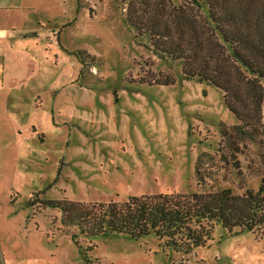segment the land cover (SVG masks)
I'll return each mask as SVG.
<instances>
[{"label":"rangeland","instance_id":"1","mask_svg":"<svg viewBox=\"0 0 264 264\" xmlns=\"http://www.w3.org/2000/svg\"><path fill=\"white\" fill-rule=\"evenodd\" d=\"M122 1L15 0L20 9L5 14L29 35L19 67L15 56L0 63V264H264V238L248 231L214 226L205 247L183 255L153 237L75 239L60 210L44 204L188 193L196 158L217 161L220 124H236L219 90L162 85L171 73L138 46ZM143 1L157 16L161 2L184 0ZM262 114L264 123V105ZM258 153L264 146L238 156L254 191L264 175ZM223 169L222 186L241 194L244 184Z\"/></svg>","mask_w":264,"mask_h":264},{"label":"trees","instance_id":"2","mask_svg":"<svg viewBox=\"0 0 264 264\" xmlns=\"http://www.w3.org/2000/svg\"><path fill=\"white\" fill-rule=\"evenodd\" d=\"M133 1H122L127 23L138 46L171 73L164 75L162 85L184 79L219 90L236 124H220L217 161L206 153L196 158V188L188 193L44 204L60 210L75 239L91 241L104 233L132 240L153 237L165 248L189 255L205 247L214 226L228 234L248 231L264 238V175L258 174L257 190L245 188L238 159L250 147L264 146V0H184L168 9L161 2L157 16L149 15L145 1L138 6ZM162 76L158 73L155 78ZM257 156L264 159L263 153ZM227 167L238 185L244 184L241 194L222 186L227 179L221 172Z\"/></svg>","mask_w":264,"mask_h":264},{"label":"crops","instance_id":"3","mask_svg":"<svg viewBox=\"0 0 264 264\" xmlns=\"http://www.w3.org/2000/svg\"><path fill=\"white\" fill-rule=\"evenodd\" d=\"M22 6L21 2L15 0H0V63L4 67L7 60L17 57L18 67L25 61V48L22 43L27 39L29 30L22 26L19 21L12 23L7 21V15L12 11H17Z\"/></svg>","mask_w":264,"mask_h":264}]
</instances>
